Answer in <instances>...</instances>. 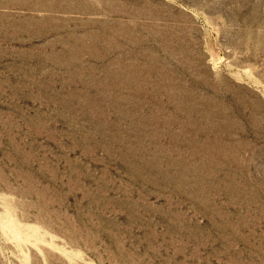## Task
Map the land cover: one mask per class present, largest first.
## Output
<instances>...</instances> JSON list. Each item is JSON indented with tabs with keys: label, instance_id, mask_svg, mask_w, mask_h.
<instances>
[{
	"label": "rangeland",
	"instance_id": "obj_1",
	"mask_svg": "<svg viewBox=\"0 0 264 264\" xmlns=\"http://www.w3.org/2000/svg\"><path fill=\"white\" fill-rule=\"evenodd\" d=\"M0 264H264V0H0Z\"/></svg>",
	"mask_w": 264,
	"mask_h": 264
}]
</instances>
